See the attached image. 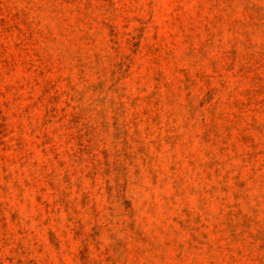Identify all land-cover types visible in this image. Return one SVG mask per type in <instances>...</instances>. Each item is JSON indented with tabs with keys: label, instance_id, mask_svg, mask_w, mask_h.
Instances as JSON below:
<instances>
[{
	"label": "rangeland",
	"instance_id": "374dc122",
	"mask_svg": "<svg viewBox=\"0 0 264 264\" xmlns=\"http://www.w3.org/2000/svg\"><path fill=\"white\" fill-rule=\"evenodd\" d=\"M0 264H264V0H0Z\"/></svg>",
	"mask_w": 264,
	"mask_h": 264
}]
</instances>
